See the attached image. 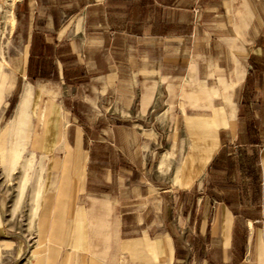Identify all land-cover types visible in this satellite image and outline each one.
<instances>
[{"label":"crops","instance_id":"0c3cea01","mask_svg":"<svg viewBox=\"0 0 264 264\" xmlns=\"http://www.w3.org/2000/svg\"><path fill=\"white\" fill-rule=\"evenodd\" d=\"M117 2L124 10L123 20L113 26V4ZM124 4L123 0H21L17 6L21 17L32 18L35 23L27 37L21 91L28 83L38 95L32 111L37 149L51 157L52 170L47 179L48 184H56V203L52 213L48 203L44 204L47 217L56 216L61 200H67L69 209L76 191L78 199L88 193L87 197L95 201L136 200L131 211L122 215H140L142 223L145 216L160 215V193L169 189L160 191L153 177L149 180L140 174L153 167L161 130L124 123L113 126L110 119L127 122L146 119L149 114L157 118L175 104L173 111L178 109L182 119L195 124L185 128L188 139L182 138L177 147L180 162L172 166L174 186L182 189L185 185L188 190L196 184L201 186L196 199L202 205L208 197L217 203L221 215L217 226L228 238L223 248H230L231 256L214 261L207 254L209 264H264V131L251 127V118L264 120V64L252 58L258 53L251 50L264 29V0H152L151 16H145L144 11L134 21L141 25L137 27L139 34L128 32V25L133 22L134 8L144 10L147 6L138 0L127 9ZM129 37L151 46V71L144 68L143 56L149 54L142 47H126ZM127 55L139 63V68L129 74L122 68L127 60L123 58V62L122 56ZM251 63L256 65L258 77L251 73ZM251 89L257 93L259 107L252 113ZM175 93L188 96L189 112L185 101L176 107ZM31 97V88H26L13 120L17 121V131L12 134L20 139L16 142L18 149L30 140L27 109ZM112 97H116L114 102ZM113 105L117 115L110 112ZM92 119L104 120L97 128L95 144L90 138L95 134ZM176 131L180 134L176 128L172 135ZM103 145L117 146L119 163L111 166L95 158L97 147ZM174 156V150H168L156 170L169 167L167 162ZM104 162L110 165L104 181H89L88 167ZM113 167L127 174L121 178L114 175L119 180L117 193L105 187L112 183ZM206 177L213 180L205 182ZM113 206L116 210L117 205ZM60 209V215L67 214L64 203ZM197 217L194 227L198 234L190 242L196 251L203 241L202 248L207 250L211 234L207 231L201 239L202 218ZM239 219L246 222L242 228ZM90 226L102 237L96 228L104 229L108 236L112 231L118 240L116 249L136 246V252L143 253L148 246L143 237L121 238L122 218L109 229L100 219ZM2 232L0 226V253L8 245Z\"/></svg>","mask_w":264,"mask_h":264},{"label":"rangeland","instance_id":"374dc122","mask_svg":"<svg viewBox=\"0 0 264 264\" xmlns=\"http://www.w3.org/2000/svg\"><path fill=\"white\" fill-rule=\"evenodd\" d=\"M21 0H0V226L3 229L2 236L8 240V245L3 252L0 253V264H209L208 256L212 257L214 261L229 258L231 256L230 248H223L224 243L227 242V237L218 229L217 224L221 223V215L218 212L219 206L214 203L210 197L205 202L200 203V199H196L201 191V186L196 184L190 190L179 189L177 185L174 186L173 164L180 162L178 159L179 142L182 138H187L184 134L186 127H191L195 121L182 119V115L172 110L165 114H160L156 118L149 114L146 119H130L127 122L119 119H110L111 124H127L136 128H159L161 130L159 137V144L154 149V157L152 160V168L143 171L142 176L154 178V186H159L160 191L169 189L160 193V204L162 205V213L158 216L143 217L144 223L141 222L142 216L137 214H123L125 211H131V204H136V200H118L113 201H95L88 198V193L78 199V192H74L73 199L70 201L69 209L66 207L67 200H61L65 204V215H60L61 203L57 214H50L47 217V211H44V204L48 203L49 213L54 211L55 207V187L56 184H48L47 176L51 175L50 159L37 149V130L32 125V111L38 95L30 84H25L21 91L23 82V69L26 58V50L28 47V35L33 23L32 18L21 17L18 13V5ZM81 3L85 0H80ZM121 1V0H115ZM127 6L136 0H123ZM144 3L147 7L143 9L134 8L132 14V23L128 25V32H138V25L134 23L137 16L141 18L145 11V16H151L152 0H138ZM193 3L194 0H185ZM123 9H120V3L113 4L112 25L117 26L118 21L123 20ZM183 16V14L181 15ZM205 17L211 15L204 13ZM33 23V24H32ZM123 26V25H122ZM137 34V33H136ZM257 34V32H256ZM132 39V40H131ZM126 47L137 45L142 47L149 55H144V68L151 71V46L140 38H130L125 41ZM251 50L257 52L252 58L264 64V29L261 32V38L256 43L251 45ZM129 53V52H128ZM263 55V57H259ZM123 67L128 74L135 72L136 66L139 68V63L135 61V57L122 56ZM137 64V65H136ZM252 64L253 74L257 76L255 71L256 65ZM258 77V76H257ZM15 81V83H14ZM14 86L10 90L12 84ZM26 88H31L32 97L28 105V122H29V139L28 144L24 147L16 148V142L20 140L16 133L12 134L13 130L17 131L14 120L17 113L19 100L22 92ZM193 89V88H192ZM197 89H193L196 91ZM21 91V93H20ZM117 91V89H116ZM8 93V94H7ZM20 94V95H19ZM119 94V89L117 95ZM177 96V97H176ZM178 108L185 101L187 112L190 111V102L188 96L176 95L173 96ZM113 102L116 97H112ZM257 93L251 89V113L258 111L259 107L256 104ZM192 102L195 97H191ZM68 106V103L67 105ZM116 106L110 108V112L117 113ZM113 113V115H114ZM181 115V116H180ZM180 116V118L178 117ZM158 119V120H157ZM21 121V120H20ZM12 122V124H8ZM19 122V121H18ZM89 122V121H87ZM91 126L95 130V134L91 136L93 143L98 139L96 135L97 128L104 124V120L92 119ZM107 122V121H106ZM264 131V120H256L251 118V127ZM178 129L172 135V131ZM132 138L135 140V129L132 130ZM198 139L199 136H196ZM27 141V140H26ZM189 146V145H187ZM117 146H98L99 149L96 154V159L110 162V165L119 163V152ZM105 149V150H104ZM174 150L175 156L170 158L168 166L156 170L157 162L163 154L168 150ZM232 151V150H228ZM194 154V153H190ZM131 158V157H130ZM106 162L91 164L88 167L87 176L89 181L103 182V177H106L108 169L110 168ZM62 169H59V175ZM66 171V169H64ZM112 183L110 190L117 193L119 180L116 176L121 178L127 174L123 172L118 173V169L111 168ZM118 174V175H117ZM115 175V177H114ZM66 177V176H65ZM69 178V174L67 175ZM158 178V179H157ZM70 180V179H68ZM116 180V181H115ZM213 178L206 177V181H212ZM103 189V188H102ZM108 189V188H107ZM114 195V194H113ZM54 196V197H53ZM101 200V199H100ZM117 205L115 210L113 204ZM140 201L138 202V204ZM103 206L102 209H99ZM82 210L81 215L78 211ZM44 211V215H42ZM95 211L94 214H88ZM100 211L103 213L100 214ZM60 212V213H59ZM200 216V237L204 239L207 231H210L211 242L207 245L208 249L203 250L202 242L198 243V250H194L191 245L192 237L198 233L194 227V222ZM122 218L123 232L121 238H140L143 237L148 246L145 245L143 253L136 252V246L116 249L114 247L115 240L114 233L98 229L103 234L104 238L99 233H94L92 228L95 223L90 224L93 220L100 219L109 227L116 222L117 219ZM238 222L242 228L245 225V220L239 219ZM243 233H241L242 235ZM240 235L239 238L242 236ZM241 241V240H240ZM240 243V242H239ZM153 247V248H152ZM115 249V250H114ZM237 254L240 250L237 248ZM117 250V252H116ZM116 252V253H115ZM142 254V255H141ZM208 254V256H207ZM114 255L117 259L114 260ZM114 260V261H113Z\"/></svg>","mask_w":264,"mask_h":264}]
</instances>
